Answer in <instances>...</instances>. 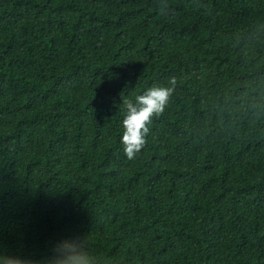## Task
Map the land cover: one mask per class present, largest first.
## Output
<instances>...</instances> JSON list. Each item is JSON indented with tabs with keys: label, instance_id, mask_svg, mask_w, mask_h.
<instances>
[{
	"label": "trees",
	"instance_id": "1",
	"mask_svg": "<svg viewBox=\"0 0 264 264\" xmlns=\"http://www.w3.org/2000/svg\"><path fill=\"white\" fill-rule=\"evenodd\" d=\"M69 254L264 264V0H0V264Z\"/></svg>",
	"mask_w": 264,
	"mask_h": 264
},
{
	"label": "clouds",
	"instance_id": "2",
	"mask_svg": "<svg viewBox=\"0 0 264 264\" xmlns=\"http://www.w3.org/2000/svg\"><path fill=\"white\" fill-rule=\"evenodd\" d=\"M161 11L164 9L160 7ZM168 86H152L142 95L135 96L133 99H124L123 107L126 110L122 125L123 135L121 143L123 144L124 154L129 160L134 159L137 154L147 144V137L150 134L149 125L153 117L163 115L169 99L175 91L177 78L170 77ZM65 264H85L84 259L77 254H69Z\"/></svg>",
	"mask_w": 264,
	"mask_h": 264
}]
</instances>
